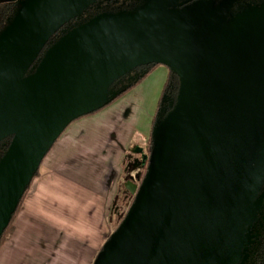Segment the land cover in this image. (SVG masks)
<instances>
[{
  "label": "water",
  "instance_id": "95a60500",
  "mask_svg": "<svg viewBox=\"0 0 264 264\" xmlns=\"http://www.w3.org/2000/svg\"><path fill=\"white\" fill-rule=\"evenodd\" d=\"M8 1L17 7L0 31V140L11 136L0 237L66 126L129 84L113 81L157 63L177 75L176 98L158 112L146 171L125 186L133 201L92 264H243L264 185V3L232 14L235 0H141L46 46L94 0Z\"/></svg>",
  "mask_w": 264,
  "mask_h": 264
},
{
  "label": "rangeland",
  "instance_id": "374dc122",
  "mask_svg": "<svg viewBox=\"0 0 264 264\" xmlns=\"http://www.w3.org/2000/svg\"><path fill=\"white\" fill-rule=\"evenodd\" d=\"M168 71V67L157 64L151 73L146 75L134 87L124 92L118 99L95 110V112L81 115L66 126L65 130L52 143V147L42 158L38 167V176H43L41 173H43L44 169L49 165H53L54 176L55 179L57 178L53 182V187L57 188V192L59 193L57 194L58 199L55 198L53 201H50L53 205L55 204L57 208L61 209L62 205L57 204L61 203L60 195H63L68 201L78 202L80 207L83 206L85 213L90 211L94 203L99 202L103 206L101 203L102 197L103 201H105L104 207L107 204L109 207L112 183L110 181L111 184L109 186L108 180L112 172H115L116 175L120 173L119 169L122 168L123 157L121 151L113 153V155L108 149L106 150L107 152L102 153L100 140H102L103 132H105V137L108 138V141L110 137L114 139V136H112L113 132L115 134L114 140L122 143L123 146L121 147L123 148L133 144H143L150 135L155 107ZM124 138H128L130 141L126 142ZM114 140V147L119 149L116 145L117 142ZM38 176L32 180L20 203L21 205L24 199L28 197L31 189L36 187ZM50 177L49 175L46 182L44 181V177L41 179L37 186L39 187L38 190L49 189L46 183L48 180H53ZM123 177L124 175L119 178V181ZM99 182H104V186L106 187L101 192L102 195L97 189ZM128 206H121L119 212H123L122 216L118 215L121 217H114V219L108 209H106L108 211L107 216H109L107 219L108 228H106L108 232L103 236L101 243L107 238L106 235L109 236L114 231ZM68 210L72 215L76 213L73 206ZM98 211L100 212V207H98ZM99 215H101V212ZM64 250L67 251V255L71 248L65 247ZM43 260L41 259L42 263Z\"/></svg>",
  "mask_w": 264,
  "mask_h": 264
},
{
  "label": "crops",
  "instance_id": "0c3cea01",
  "mask_svg": "<svg viewBox=\"0 0 264 264\" xmlns=\"http://www.w3.org/2000/svg\"><path fill=\"white\" fill-rule=\"evenodd\" d=\"M107 139L103 132L100 140L102 153L107 152L108 149L112 154L120 152L114 147L113 140ZM128 140L124 138V141L129 142ZM53 171V165L44 169L41 173L43 176H38L36 187L31 189L13 217L11 236L0 244V264L93 263L95 255L100 250L102 238L108 232L106 230L109 217L106 211L108 204L104 207L105 201L102 197L103 202L101 198L100 201L103 206L99 202L94 203L90 211L85 213L83 206L80 207L78 202H70L60 195L61 203L57 205H62V208H57L50 202L55 198L58 199L57 194H59L58 189L53 187V182L57 179ZM49 175L53 178L46 183L49 189L38 190L37 186L41 179L44 177L46 182ZM97 187L100 193L106 188L104 182H99ZM71 206L76 210L73 215L68 210ZM67 246L71 250L66 255L67 251L64 248H68ZM41 259H44L43 263Z\"/></svg>",
  "mask_w": 264,
  "mask_h": 264
},
{
  "label": "trees",
  "instance_id": "16d2710c",
  "mask_svg": "<svg viewBox=\"0 0 264 264\" xmlns=\"http://www.w3.org/2000/svg\"><path fill=\"white\" fill-rule=\"evenodd\" d=\"M16 7H17V4L14 1H8V0L0 1V31L3 29L4 25L7 24L9 19L12 18V16L14 15V11H15ZM89 17H91V15H88V14L79 15V16H77V18H74V19L66 22L65 24H63L62 28L59 29L57 32H55L49 38L46 46H48L49 43L53 42V40H55L58 36H60V34L63 32V30L65 28L72 27L73 25L77 24L78 21L85 20ZM41 53H42V51L39 53V56L41 55ZM156 65H157V63L137 66L135 69H133L128 74H125L122 77L113 81L111 87L114 89L121 87L124 83H129V84L124 89V91H122L119 94H117L116 96H114L113 99H111L109 101V103L115 99H118V97H120L122 94H124V92H126L127 90L131 89L136 84H138V82L140 80H142L146 75H148L149 73L152 72V70L155 68ZM29 72H32V71L29 70ZM141 73H143V74H141ZM131 74L132 75L136 74L137 77L130 79L128 76ZM178 85H179V81H178L177 75L169 69L167 77H166L165 82H164V85H163L162 90H161V93H162L161 96H163V97L159 98L157 101V104H156L157 108L155 109V113H154V117L152 119L151 126L153 125L154 120H155L158 112H160L161 116H164L168 112V109L171 107V105L175 101V98H176L175 95H176V92L178 89ZM108 104H106V105H108ZM106 105H104V106H106ZM162 108H163V110H162ZM10 138H11V136H7V138L0 140V156L8 148V143L10 141ZM147 141H148L147 142V149H148V153H149V151L151 149V145H152L151 132H150V135H149ZM38 175H39V170L37 169V171H35V173H34L33 178L31 179L30 183L25 187V191H24L23 195L21 196V198L18 202V206L16 207L15 211L11 214L9 224L1 233L2 235L0 237V244L2 242H4L11 235L10 233L12 230L13 217L16 214L18 208L20 207V205H21L20 203L24 197V194L28 190L32 180L35 177H37ZM254 221H255V223L257 222L255 224V225H257V232L253 236L252 233H250V231H249L250 240H251L249 243L254 242L252 251L250 252V254L252 253L251 254L252 259L249 262V264H264V201L262 202V199H261L260 207L257 210L256 218L254 219ZM106 236L108 237V235H106ZM246 259H247V257H246Z\"/></svg>",
  "mask_w": 264,
  "mask_h": 264
},
{
  "label": "flooded vegetation",
  "instance_id": "af4514ba",
  "mask_svg": "<svg viewBox=\"0 0 264 264\" xmlns=\"http://www.w3.org/2000/svg\"><path fill=\"white\" fill-rule=\"evenodd\" d=\"M140 1L141 0H94L90 5H88L82 10L83 12L80 15H83V14L94 15L96 13H101V12H106V11L117 12V11H121V9L131 10L135 8V6H137L140 3ZM190 1H193V0H189L187 2H190ZM261 3H264V0H235L231 5L232 6L231 13L235 14L239 10L243 9L244 7H247L249 5L253 6V5H257ZM161 95L162 93L160 92L159 98L163 97ZM156 108L157 107H155V109ZM112 136H114V139H115V134H113V132H112ZM148 137L143 144H140V145L133 144L131 146L130 145L126 146V148L121 147L123 146V144L120 143L118 140H114L113 137H110L109 139V140L112 139L115 142H117L116 145L121 151V154L123 157L122 168L119 169L120 173L116 175L115 172H112V175L110 176L108 180L109 186L112 183L111 185L112 194L110 197L111 202L108 207V211L110 212L113 219L114 217L118 218L122 216L123 212L122 213L119 212L120 211L119 209H121V206L123 205L128 206L133 201L132 199L134 195L130 193V191L126 189L125 187L127 185L131 186L130 183L128 182V178L132 177L133 182L138 186L146 171L145 167L147 164V159H145V161L143 162L144 160L143 155L148 154V149H147ZM123 175H124L123 179L119 181V178H121V176ZM261 192L263 193V197H262V202H263L264 201V185H263ZM118 215H121V216H118ZM256 223L255 221H253L249 225L250 226L249 231L250 233H252L253 236L257 232V225H255ZM253 244L254 242L247 244L246 249L244 251V253L247 255V259L243 262V264H249V262L251 261L252 253L250 254V252L252 251Z\"/></svg>",
  "mask_w": 264,
  "mask_h": 264
}]
</instances>
